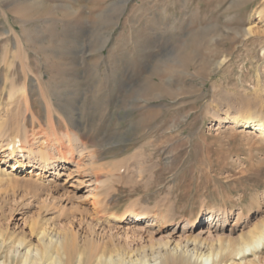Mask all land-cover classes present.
Wrapping results in <instances>:
<instances>
[{
	"label": "rangeland",
	"instance_id": "374dc122",
	"mask_svg": "<svg viewBox=\"0 0 264 264\" xmlns=\"http://www.w3.org/2000/svg\"><path fill=\"white\" fill-rule=\"evenodd\" d=\"M258 77L264 88V0H0V116L33 100L46 123L51 99L59 129L71 114L97 154L83 177L2 181L0 228L36 241L44 224L127 251L170 232L216 240L232 223L219 228L222 212L247 230L264 218V141L222 117L264 104ZM143 210L158 225L116 220Z\"/></svg>",
	"mask_w": 264,
	"mask_h": 264
},
{
	"label": "bare ground",
	"instance_id": "6f19581e",
	"mask_svg": "<svg viewBox=\"0 0 264 264\" xmlns=\"http://www.w3.org/2000/svg\"><path fill=\"white\" fill-rule=\"evenodd\" d=\"M261 13L262 11H259V15ZM252 29L253 27H250L248 31L251 32ZM19 46L17 45V48ZM16 57H18L17 53L13 54V58ZM16 87L13 83L10 88V101L15 91L20 90ZM22 89L21 91H26L25 88ZM257 90L261 97L264 94V88L260 77H258ZM49 101L44 99L45 103L43 102L48 117L46 123L42 121L39 113H35L36 101L33 100H26L24 110L17 109L9 118L0 116V185L4 180L16 181L22 172L23 176L36 177L33 181L36 182L48 172L57 171L59 168L61 170L57 171L58 176H70L76 173L83 177L85 172L83 160L87 158L94 162L93 159L97 154L90 150L87 137L82 132L78 119L68 114L70 116L65 119V130H60V123L54 119L52 113L53 104ZM71 111L78 114L74 107ZM26 114L31 115L32 129L27 119L18 120L21 115ZM222 121L233 127H241L247 133L254 134L264 141V104L257 108H249L240 114L226 111ZM89 173L90 179L93 178L94 187H97L102 182L99 177L101 174L93 169ZM89 173L87 172L88 176ZM241 213L237 212L235 220L230 219L228 212L219 213L216 220L223 221L219 224V228H226L230 222L232 223L228 228L229 234L221 236L219 234L216 240L210 241L198 234L197 236L185 235V238L180 236L182 238L176 239L174 233L170 232L165 239H156L128 251L124 247H122L124 249H118L117 245H115L117 249H113L114 245H110L108 241L103 240L98 243L92 238L82 246L68 233H54L44 224H32L31 231L36 233V241L23 236L12 239L0 228V258L6 253L5 256L10 264H257L256 259L260 260L258 252L264 247V218L256 220L247 230L234 235L236 226L241 223ZM129 218L134 223L152 221L151 225H158L162 217L143 210L125 212L117 216L116 220L124 221ZM103 223L102 218L97 220L98 225ZM187 225L188 229L195 226L189 220ZM156 229L154 231H158V227ZM137 231L131 230L126 235L132 233V238L137 237L136 235L140 237ZM249 255H253L254 258L247 259Z\"/></svg>",
	"mask_w": 264,
	"mask_h": 264
}]
</instances>
